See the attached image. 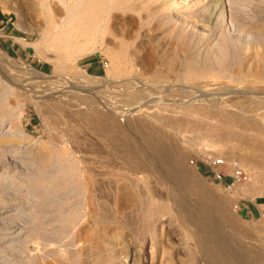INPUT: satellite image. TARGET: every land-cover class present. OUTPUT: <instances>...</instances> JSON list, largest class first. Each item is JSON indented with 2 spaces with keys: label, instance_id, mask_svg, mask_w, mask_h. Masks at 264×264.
I'll list each match as a JSON object with an SVG mask.
<instances>
[{
  "label": "rangeland",
  "instance_id": "374dc122",
  "mask_svg": "<svg viewBox=\"0 0 264 264\" xmlns=\"http://www.w3.org/2000/svg\"><path fill=\"white\" fill-rule=\"evenodd\" d=\"M114 11L106 38L84 45V55L72 44L58 56L50 39L41 40L42 17L27 0H0V47L13 60L0 54V264H206L162 195L166 184L125 168L89 128L73 102L86 92L93 101L80 104L82 110L89 104L127 109L177 138L189 158L193 189L201 186L224 200L232 246L247 257L264 251V168L247 163L252 149L234 135L263 130L264 137V0H123ZM173 14L185 28L171 26ZM170 116L178 125H170ZM212 121L223 125L227 140L210 134ZM222 152L227 161L213 166ZM236 167L244 172L239 181L232 177ZM214 170L227 179L219 180ZM141 188L147 199L155 197L153 218L141 213ZM251 202L258 208L247 212ZM11 223L22 224L14 244L5 238Z\"/></svg>",
  "mask_w": 264,
  "mask_h": 264
},
{
  "label": "bare ground",
  "instance_id": "6f19581e",
  "mask_svg": "<svg viewBox=\"0 0 264 264\" xmlns=\"http://www.w3.org/2000/svg\"><path fill=\"white\" fill-rule=\"evenodd\" d=\"M30 6V9L39 13L43 20V27L41 28V40L50 39L57 49V55L62 54V50L70 47L72 44L80 45L79 47V55H84L86 53V49L83 47L84 45L95 42L100 36H105L106 28L108 25V22L110 18L114 14V10L119 9L123 6V0H27ZM137 1V0H136ZM153 1V0H152ZM202 0H200L201 2ZM206 1V0H204ZM133 2V1H132ZM146 2V1H145ZM155 2V1H154ZM159 2V1H158ZM157 2V4H158ZM178 2V1H177ZM139 3V1H138ZM168 1L166 2V4ZM161 4V2H160ZM169 4V3H168ZM150 5H152L150 3ZM147 6V5H146ZM133 7V6H132ZM156 7V6H155ZM140 8V7H139ZM162 8V7H160ZM166 8V7H165ZM138 9V7H137ZM144 9V8H143ZM170 9V8H169ZM140 10V9H139ZM145 10V9H144ZM154 10V9H153ZM152 10V11H153ZM156 10V9H155ZM154 10V11H155ZM160 9L157 8L156 11ZM166 10V9H165ZM155 11V12H156ZM168 11V9H167ZM118 12V11H116ZM147 12V11H146ZM146 12H144L146 16ZM151 12V11H150ZM164 11H162L163 14ZM148 13V12H147ZM158 13V12H157ZM165 13V12H164ZM169 13V11L167 12ZM166 13V14H167ZM200 13V12H199ZM143 14V12H142ZM150 14V13H148ZM161 14V13H160ZM184 14V13H183ZM186 14V13H185ZM198 15V14H197ZM203 15V14H202ZM163 16V15H162ZM183 16V15H182ZM151 17V16H150ZM158 17V16H156ZM167 17V16H166ZM198 17V16H197ZM147 18V17H146ZM162 18V17H161ZM169 18V17H168ZM141 19V18H140ZM145 19V17L143 18ZM149 19V18H148ZM153 19V18H152ZM151 19V21H152ZM163 19V18H162ZM159 18V20H162ZM185 19V17H184ZM187 19V18H186ZM185 19V20H186ZM158 19L154 20L157 21ZM158 20V21H159ZM164 20V19H163ZM194 20V19H193ZM198 20V19H195ZM205 20V19H204ZM150 21V22H151ZM183 19L176 16V14H173L170 16V20L168 22H174L169 24L171 26H179L180 29L184 27ZM144 22V21H143ZM147 22V21H146ZM145 22V23H146ZM153 22V21H152ZM167 22V23H168ZM193 22V21H192ZM203 22V21H202ZM202 24V23H201ZM142 25V24H141ZM145 25V24H144ZM150 25V24H149ZM152 25V24H151ZM161 25V24H160ZM189 25V24H188ZM194 25V24H193ZM200 25V24H199ZM244 25V24H243ZM159 26V25H158ZM163 26V25H162ZM161 26V27H162ZM197 26V25H196ZM156 27V25H155ZM164 27V26H163ZM162 27V28H163ZM187 27V26H186ZM143 28V27H142ZM154 28V27H153ZM173 28V27H171ZM170 30V33L174 35V31L176 28L172 30L174 33H172ZM185 28V27H184ZM183 28V29H184ZM191 28V27H190ZM108 29V28H107ZM152 29V28H151ZM157 29V28H156ZM155 29V30H156ZM168 29V28H167ZM263 29V28H262ZM261 29V30H262ZM177 30V29H176ZM164 31V30H163ZM178 33L179 30H177ZM181 31V30H180ZM189 31V30H187ZM191 31V30H190ZM189 31V33H190ZM160 32V31H159ZM184 30L182 31V33ZM121 33V32H120ZM188 33V32H187ZM170 34V35H171ZM187 35V34H186ZM173 37V36H172ZM171 37V38H172ZM180 37V36H179ZM104 38V37H103ZM106 38V36H105ZM122 38V37H121ZM40 40V41H41ZM102 40V39H101ZM180 40V39H179ZM263 40V39H262ZM122 41V40H121ZM223 43V42H222ZM34 45V44H33ZM39 46V45H38ZM90 48V46H89ZM247 48H249L247 46ZM70 49V48H69ZM76 50V49H75ZM120 55V52H118ZM117 53V54H118ZM124 53V52H123ZM0 54L5 56L10 61H13L10 56L6 54V52L0 47ZM122 54V53H121ZM126 54V52H125ZM248 54V53H246ZM123 55V54H122ZM124 56V55H123ZM122 56V57H123ZM126 56V55H125ZM129 56V55H128ZM252 56V55H251ZM128 58V57H127ZM254 58V57H253ZM257 62V61H256ZM127 81V80H126ZM136 82V81H133ZM140 82V81H139ZM141 83V82H140ZM144 83V82H142ZM26 84V83H25ZM137 84V83H136ZM209 84V83H208ZM134 85V84H133ZM141 85V84H140ZM211 85V84H210ZM222 85V84H221ZM21 86V85H20ZM145 86V85H144ZM145 87H143L144 89ZM76 89V88H75ZM138 89V88H137ZM140 90V88H139ZM187 90V89H186ZM70 91V90H69ZM80 91V90H79ZM78 91V93H79ZM87 91V90H85ZM90 91H93L90 89ZM72 92V91H71ZM69 92V93H71ZM74 92V90H73ZM74 93H77L76 91ZM50 93V92H49ZM52 93V92H51ZM261 93V92H260ZM64 90V95H65ZM79 95V94H78ZM92 94L89 92L84 93L83 95L75 98H73V102L77 105L78 111H80V114L83 118L88 120L89 128L93 130L96 134L99 135L100 141L103 144V148L109 152H112L114 155L120 157V160L122 159L124 163L125 168L132 170V171H140L143 172L147 171L151 174H155L157 178H159L162 182H164L165 190H161V193L165 198H167L171 204L174 211H175V217L178 218L183 222L186 229L189 231V233L194 238L196 244L198 245L202 257L205 260L204 262L206 264H264V251L255 250L252 254H250L248 257L244 256V254L238 252L235 249V246L233 247L232 244L227 239L228 233L226 231L227 225H229V217L227 215L225 202L220 197H214L211 193H208L207 190H205L201 186L195 187L193 189V185L189 181L190 176L188 178L186 167H188V157L185 153V150L181 147L179 140L177 138L172 137L171 135L164 132L162 129L158 128L157 126L150 124L149 122L143 120L139 117H133L132 112L133 111H121L116 110L113 111L111 108H108L105 106H101L98 104H89L87 110H82V106L80 104L84 103H91ZM67 96V95H66ZM73 96V95H72ZM97 96V95H96ZM253 96V95H252ZM66 99L68 97H65ZM94 99V98H93ZM101 99V97H100ZM185 99V98H184ZM70 100V99H69ZM95 100V99H94ZM100 101L99 99H97ZM187 100V98H186ZM68 102V101H67ZM72 102V101H71ZM183 104V103H182ZM197 104V103H196ZM75 105V106H76ZM80 105V107H79ZM186 105V104H185ZM71 106V105H69ZM73 106V105H72ZM205 106V105H204ZM84 107H87L86 105ZM160 107V106H159ZM163 107V106H162ZM165 107V106H164ZM163 107V108H164ZM207 107V106H206ZM74 108V107H73ZM168 108V107H165ZM180 108V107H179ZM196 108V107H195ZM116 109V108H115ZM121 109V108H119ZM159 109V108H158ZM172 109V108H171ZM166 109V111L170 112L172 110ZM174 109V107H173ZM191 109V108H189ZM198 109V108H197ZM196 109V110H197ZM130 110V109H129ZM162 110V109H161ZM178 110V109H177ZM181 110V109H180ZM179 110V111H180ZM188 110V108H187ZM193 110V109H191ZM263 110V109H262ZM77 111V112H78ZM135 111V110H134ZM202 112V110L200 109ZM208 111V110H207ZM213 111V110H212ZM162 112V111H161ZM176 112V111H175ZM174 112V113H175ZM185 112V111H184ZM198 112V111H197ZM196 112V114H197ZM200 112V113H201ZM260 112V111H259ZM76 113V112H75ZM136 113V112H134ZM164 113V112H163ZM166 113V112H165ZM190 113V112H189ZM193 113V112H192ZM190 113V114H192ZM205 113H207L205 111ZM211 113V112H210ZM213 113V112H212ZM219 113V112H218ZM221 113V112H220ZM144 114V113H143ZM148 114V113H147ZM173 114V112H172ZM178 114V113H177ZM185 114V113H183ZM195 114V113H193ZM217 115V113H215ZM213 113V115H215ZM69 115V114H68ZM123 116V122H121ZM203 115V114H202ZM206 115V114H205ZM204 115V116H205ZM145 116V115H144ZM153 116V115H152ZM168 116V115H167ZM172 116V115H171ZM171 116L169 117L170 125H178L177 122H174L171 119ZM221 116V114H219ZM223 116H226L225 114ZM239 116V115H237ZM236 116V117H237ZM243 116V115H241ZM261 116V115H260ZM68 117V116H67ZM180 117V116H179ZM183 117V116H182ZM181 117V118H182ZM200 117V116H199ZM207 117V116H206ZM216 117V116H215ZM257 117V116H256ZM145 118V117H144ZM147 118V116H146ZM156 118V117H154ZM163 118V117H162ZM164 118L168 120V117ZM173 118V116H172ZM178 118V117H177ZM190 118V117H189ZM203 118V116H202ZM218 118V117H217ZM223 119V117H220ZM225 118V117H224ZM259 118V117H258ZM82 119V118H81ZM212 119V117H211ZM215 119V118H214ZM219 119V118H218ZM219 119L220 121H223ZM230 119V118H229ZM232 119V118H231ZM243 119V118H242ZM248 119V118H247ZM180 123L182 122L181 119ZM200 120V118H199ZM209 120V119H208ZM206 120V122L208 121ZM218 120V121H219ZM236 120V119H235ZM252 120V119H251ZM178 121V120H177ZM216 121V120H214ZM227 121V118H226ZM229 121V120H228ZM247 121V120H246ZM260 121V120H259ZM179 122V121H178ZM192 122V121H190ZM196 122V121H195ZM193 122V123H195ZM213 122V121H212ZM225 122V121H224ZM236 122L238 123L239 120L237 118ZM241 122V121H240ZM55 123V122H54ZM165 123V122H164ZM168 123V122H167ZM198 123V122H196ZM219 123V124H218ZM213 124L209 122L210 127L209 131L210 134L213 136L220 137L221 139L228 138V133L226 130L220 131V122ZM243 123V122H242ZM240 123V124H242ZM58 124V123H57ZM169 124V123H168ZM192 124V123H191ZM201 124V123H200ZM194 124L196 126L200 125ZM224 124V123H223ZM227 124V123H226ZM230 124V122H229ZM233 124V122H232ZM231 124V126H232ZM239 124V123H238ZM86 125V124H85ZM167 125V124H166ZM206 125V123H205ZM235 125V124H234ZM237 125V124H236ZM246 125V124H245ZM256 125V124H255ZM169 126V125H168ZM209 126V125H207ZM206 126V127H207ZM194 127V126H193ZM223 127V125H222ZM233 127V126H232ZM87 128V127H86ZM176 128V127H175ZM180 128V127H179ZM192 128V126H191ZM205 128V127H204ZM230 128V127H227ZM197 129V127H196ZM224 129V128H223ZM232 130V128H230ZM236 129V128H235ZM251 129V128H250ZM89 130V131H91ZM177 130V129H176ZM207 130V129H206ZM231 130H227L230 134ZM234 130V129H233ZM237 130V129H236ZM243 130V129H242ZM254 130V129H252ZM70 131V130H69ZM203 131V130H202ZM239 131V130H238ZM249 131V130H244ZM196 132V131H195ZM235 133L234 131H232ZM255 133V131H252ZM260 132V131H259ZM263 132V130H262ZM261 132V133H262ZM207 133V132H206ZM237 133V131H236ZM239 133V132H238ZM237 133V134H238ZM261 133H255L253 135L246 134L244 135H237L234 134L238 139H245L246 142H248L249 147L252 149V157L247 158L248 164L251 163V165H254L255 167H261L264 168V137ZM94 134V133H93ZM94 134L95 136H97ZM192 134V133H191ZM242 134V132H241ZM77 135V133L75 134ZM73 135V136H75ZM85 135V131L84 134ZM90 135V133H89ZM232 135V133L230 134ZM71 136V135H70ZM80 136V135H79ZM93 137V136H92ZM91 137V138H92ZM197 137V136H196ZM202 137V136H201ZM206 137V136H204ZM234 136H232L233 138ZM235 137V138H236ZM81 138V137H80ZM190 138V137H189ZM208 138V137H207ZM212 138V137H211ZM214 138V137H213ZM212 138V139H213ZM186 139V138H185ZM231 139V138H230ZM95 140V139H94ZM187 140V139H186ZM208 140V139H207ZM211 140V139H209ZM220 140V139H219ZM227 140V139H224ZM236 140V139H235ZM241 141V140H240ZM244 141V140H242ZM94 142V141H93ZM245 142V141H244ZM19 143V142H18ZM99 143V142H97ZM183 143V142H182ZM23 144V143H22ZM21 144V145H22ZM95 144V143H93ZM243 144V143H242ZM241 144V145H242ZM247 144V143H245ZM244 144V145H245ZM90 145H92L90 143ZM100 146V144H98ZM185 145V144H183ZM247 145V146H248ZM14 146V145H13ZM16 146V145H15ZM98 146V147H99ZM246 146V145H245ZM243 146V147H245ZM78 147V146H77ZM82 147V146H81ZM79 148V147H78ZM102 148V146H101ZM100 148V150H101ZM237 148V147H236ZM246 148V147H245ZM234 149V148H233ZM250 149V148H249ZM99 150V149H98ZM95 151V150H93ZM104 151V150H103ZM102 153H105V151ZM248 151V150H247ZM87 152V151H86ZM99 152V153H101ZM224 152V151H223ZM222 152V153H223ZM231 152V150H230ZM228 152V153H230ZM235 152V151H234ZM90 153V152H89ZM93 153V152H92ZM97 153V152H94ZM88 154V153H87ZM91 154V153H90ZM89 154V155H90ZM231 154V153H230ZM233 154V153H232ZM240 154V153H239ZM245 154V153H244ZM104 155V154H103ZM227 155V154H226ZM246 155V154H245ZM95 156V155H94ZM97 156V155H96ZM234 156V155H232ZM98 157V156H97ZM101 157V156H100ZM99 157V158H100ZM190 157V156H189ZM223 158V160L226 162L227 157H225L224 153L223 155L216 156L212 161H217L219 158ZM243 157V156H242ZM249 157V156H248ZM98 158V159H99ZM112 158V157H111ZM114 158V157H113ZM230 158V157H229ZM244 158V157H243ZM85 159V158H84ZM90 160V159H89ZM246 160V157H245ZM86 161V160H85ZM114 159L111 161L113 162ZM105 162V161H104ZM194 162V161H192ZM101 164V163H100ZM109 164V163H108ZM105 167V166H104ZM123 168V167H122ZM191 168V167H190ZM91 171V170H90ZM93 171V170H92ZM126 171V170H125ZM190 173V172H189ZM124 174V173H123ZM101 175V174H100ZM99 175V176H100ZM98 176V175H97ZM195 176V175H194ZM95 177V176H94ZM125 177V176H124ZM99 178V177H98ZM192 178V177H191ZM197 178V176H196ZM127 179V178H126ZM194 179V178H192ZM101 181V180H100ZM192 181V180H191ZM139 182V181H136ZM143 182V181H142ZM159 182V181H158ZM195 182V181H194ZM193 182V183H194ZM103 184V183H102ZM101 184V185H102ZM136 184V183H135ZM141 184V183H140ZM147 184V183H146ZM197 184V183H196ZM152 185V183H151ZM198 185V184H197ZM95 186V185H94ZM137 186V185H136ZM153 186V185H152ZM156 186V185H155ZM129 187V186H128ZM134 187V186H132ZM141 187H143L141 185ZM148 188V187H147ZM147 188L143 189L141 188V201H142V208L143 211L141 212L145 215H149L150 212L153 210V205L155 204L152 197L149 196L150 199H147ZM157 188V186L155 187ZM99 190L98 188H96ZM133 189V188H132ZM150 189V187H149ZM153 189V188H152ZM161 189V188H160ZM101 190V189H100ZM135 191V189H133ZM137 190V189H136ZM149 191V190H148ZM99 192V191H98ZM138 192V190H137ZM136 192V193H137ZM150 192V191H149ZM95 194L96 191H94ZM100 193V192H99ZM154 193V192H153ZM157 193V192H156ZM155 193V194H156ZM195 193L196 198L192 199V194ZM262 193V192H261ZM139 194V193H138ZM149 194V193H148ZM99 195V194H98ZM157 195V194H156ZM97 196V195H96ZM137 196V194H136ZM135 197V196H134ZM138 197V196H137ZM136 197V198H137ZM98 199L100 197H97ZM145 198V199H144ZM144 199V200H143ZM133 200V199H132ZM135 200V199H134ZM137 200V199H136ZM148 200V201H147ZM153 200V201H152ZM159 202V200L157 199ZM98 202H100L98 200ZM139 201H137L138 203ZM164 202V201H163ZM228 202V201H227ZM135 204V201L133 202ZM136 203V204H137ZM101 205L100 203H97V205ZM135 204V205H136ZM158 204V203H157ZM134 205V207H135ZM139 205V204H138ZM165 205V204H164ZM167 205V204H166ZM158 208L160 206L157 205ZM155 206V207H157ZM140 207V206H139ZM153 207V208H152ZM169 209L170 207L167 206ZM103 208V207H102ZM131 208V207H129ZM156 209V208H155ZM154 209V210H155ZM171 209V208H170ZM139 210V209H138ZM137 210V211H138ZM173 210V209H172ZM100 211V210H99ZM102 211V210H101ZM129 211V210H128ZM140 211V210H139ZM158 211V209H157ZM161 211V207L159 209ZM170 211V210H169ZM103 212V211H102ZM130 212V211H129ZM128 212V213H129ZM135 212V211H133ZM2 213V212H1ZM127 213V214H128ZM156 212L154 211V214ZM167 213V212H166ZM169 213V212H168ZM167 213V214H168ZM171 213V211H170ZM174 213V212H173ZM160 214V213H159ZM158 214V215H159ZM129 215V214H128ZM127 217H130L128 216ZM132 215V214H131ZM140 215V214H139ZM172 215V214H171ZM150 218L151 215H149ZM141 217V216H140ZM139 217V218H140ZM144 218V216L142 217ZM141 218V220H142ZM149 218V219H150ZM159 218V217H158ZM173 218V215L171 219ZM157 219V218H156ZM169 219V217H168ZM153 220V219H152ZM160 220V218H159ZM157 220V221H159ZM234 220V219H233ZM124 221V220H123ZM144 221V219L142 220ZM146 221V220H145ZM144 221V222H145ZM164 221V220H163ZM238 221V219H237ZM236 221V223H237ZM150 223L151 221L148 220ZM156 221L152 222L155 224ZM165 222V221H164ZM163 222V223H164ZM171 220L169 221V223ZM4 223V222H3ZM172 223V222H171ZM232 223V222H231ZM230 223V224H231ZM12 224V223H11ZM20 224V223H19ZM19 224H12L8 227L9 232H6V240H9L11 243L17 238H19L22 234V229H20ZM147 224V223H146ZM145 224V226H146ZM162 224V223H161ZM165 224V223H164ZM174 224V223H173ZM9 225V224H6ZM22 225V224H20ZM152 225V224H151ZM157 225V224H156ZM165 226V225H164ZM175 226V225H174ZM233 226V225H232ZM5 227V226H4ZM149 227V226H148ZM162 225H160V228ZM7 228V227H6ZM177 228V227H176ZM148 229V228H147ZM147 229H145L147 231ZM162 229V228H161ZM174 229V228H173ZM237 229V227H236ZM7 230V231H8ZM230 230V229H229ZM150 231V230H149ZM236 231V230H235ZM242 231V230H241ZM152 233V232H151ZM149 233V234H151ZM177 233V232H176ZM181 233V232H180ZM146 234V233H145ZM186 235V234H185ZM176 236V235H175ZM182 236V234H181ZM177 238V237H176ZM182 238V237H181ZM146 239V238H145ZM152 239V238H151ZM186 238L184 237V240ZM3 240V239H2ZM148 240V239H147ZM8 241V242H9ZM181 241V240H180ZM187 241V240H186ZM189 241V240H188ZM9 242V244H10ZM182 242V241H181ZM185 242V241H184ZM187 243V242H185ZM14 244V243H13ZM234 244V243H233ZM7 245V244H6ZM183 246V245H182ZM187 247V246H186ZM239 247V246H238ZM240 248V247H239ZM257 249V248H256ZM9 250V249H8ZM3 252V251H2ZM5 253V252H3ZM149 253V252H148ZM164 254V253H163ZM1 255V254H0ZM4 255V254H3ZM7 255V253H6ZM5 255V256H6ZM20 256V255H19ZM116 256V255H115ZM166 256V255H165ZM4 258V257H3ZM7 259V258H6ZM146 259V257H145ZM148 259V258H147ZM167 259V258H166ZM164 261V259H163ZM167 261V260H166ZM4 262V261H3ZM145 262V261H144ZM2 264V263H1ZM149 264V263H148Z\"/></svg>",
  "mask_w": 264,
  "mask_h": 264
},
{
  "label": "built area",
  "instance_id": "2783aa9c",
  "mask_svg": "<svg viewBox=\"0 0 264 264\" xmlns=\"http://www.w3.org/2000/svg\"><path fill=\"white\" fill-rule=\"evenodd\" d=\"M107 64V63H106ZM213 166H218V165H223L225 164V161L223 160V158H219L217 161H214L212 162ZM215 174H216V177L221 180V181H224L225 179H227V175L225 173H222L221 171H216L214 170ZM232 177L236 180V181H239L242 179V177L244 176V172L242 169H239V168H235L234 170V173H232ZM260 215L262 217H264V208H262L260 210Z\"/></svg>",
  "mask_w": 264,
  "mask_h": 264
},
{
  "label": "crops",
  "instance_id": "0c3cea01",
  "mask_svg": "<svg viewBox=\"0 0 264 264\" xmlns=\"http://www.w3.org/2000/svg\"><path fill=\"white\" fill-rule=\"evenodd\" d=\"M262 204L264 205V202H262ZM244 208H246L247 209L246 211L248 212V210H250L251 208H253V209L258 208V204L251 202V203H248L247 205H245ZM261 208H263V207H261Z\"/></svg>",
  "mask_w": 264,
  "mask_h": 264
}]
</instances>
